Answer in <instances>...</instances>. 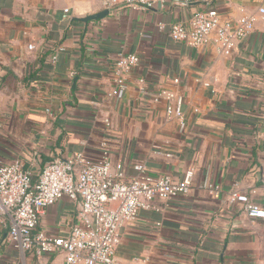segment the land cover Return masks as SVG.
Returning <instances> with one entry per match:
<instances>
[{
    "label": "crops",
    "instance_id": "crops-1",
    "mask_svg": "<svg viewBox=\"0 0 264 264\" xmlns=\"http://www.w3.org/2000/svg\"><path fill=\"white\" fill-rule=\"evenodd\" d=\"M107 3L0 0V158L20 159L34 175L75 153L121 163L127 177L135 175L134 163L175 182L191 171L188 195L141 211L123 228L116 263L264 264V219L244 212L247 201L264 208V0L158 3L148 10ZM206 8L224 21L256 18L230 57L213 42L195 49L170 38L173 25H187ZM103 11L102 19L79 21ZM120 53L140 58L123 91L114 74ZM142 88L180 96L184 123L167 120L164 101L154 103ZM205 182L221 187L219 198ZM233 192L238 199L231 202ZM78 210L64 197L37 230L65 236ZM5 238L2 230L0 264H66L63 255L15 250Z\"/></svg>",
    "mask_w": 264,
    "mask_h": 264
},
{
    "label": "built area",
    "instance_id": "built-area-1",
    "mask_svg": "<svg viewBox=\"0 0 264 264\" xmlns=\"http://www.w3.org/2000/svg\"><path fill=\"white\" fill-rule=\"evenodd\" d=\"M107 1L109 8L123 5L148 10L158 3L186 7L198 0ZM258 13L263 16L264 8H259ZM255 22L254 16L224 21L215 8H206L194 13L187 25H173L170 38L195 49L213 42L220 55L230 57L237 43L253 32ZM28 49L32 50L33 46L29 45ZM62 50L59 47L56 52ZM56 59L57 54L52 61ZM139 64L137 55H117L114 74L118 90H125V76ZM139 82L144 84V80ZM172 82L179 83L177 79ZM260 87H264V82L260 81ZM141 93L151 94L154 103L164 101L167 120L184 123L183 101L175 92L162 89L153 94L142 88ZM132 169L135 175L127 177L121 163L113 166L106 157L93 161L83 153H75L70 158H55L45 163L34 175L24 168L20 159L5 162L0 158V232L6 230V244L37 257L63 255L66 264H117L114 253L123 228L141 211H159V204L167 205L191 190V171L181 182H175L168 176L151 177L142 163H134ZM204 187L213 198L222 194L217 184L205 182ZM64 197L79 204L76 223L69 233L51 237L38 231L40 217ZM237 199V193H231L230 201ZM244 212L250 219H264V208L255 203L245 202Z\"/></svg>",
    "mask_w": 264,
    "mask_h": 264
},
{
    "label": "water",
    "instance_id": "water-1",
    "mask_svg": "<svg viewBox=\"0 0 264 264\" xmlns=\"http://www.w3.org/2000/svg\"><path fill=\"white\" fill-rule=\"evenodd\" d=\"M108 15V11H103L99 14H96V15H92V16H88V17H85V18H82V19H79L80 22H83V23H87L89 21H93V20H98V19H102L104 18L105 16Z\"/></svg>",
    "mask_w": 264,
    "mask_h": 264
},
{
    "label": "bare ground",
    "instance_id": "bare-ground-1",
    "mask_svg": "<svg viewBox=\"0 0 264 264\" xmlns=\"http://www.w3.org/2000/svg\"><path fill=\"white\" fill-rule=\"evenodd\" d=\"M44 166V165H43Z\"/></svg>",
    "mask_w": 264,
    "mask_h": 264
}]
</instances>
